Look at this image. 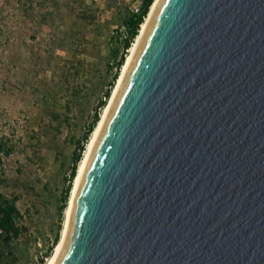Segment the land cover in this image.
Segmentation results:
<instances>
[{
    "label": "water",
    "instance_id": "obj_1",
    "mask_svg": "<svg viewBox=\"0 0 264 264\" xmlns=\"http://www.w3.org/2000/svg\"><path fill=\"white\" fill-rule=\"evenodd\" d=\"M53 264H264V0L157 1Z\"/></svg>",
    "mask_w": 264,
    "mask_h": 264
},
{
    "label": "rangeland",
    "instance_id": "obj_2",
    "mask_svg": "<svg viewBox=\"0 0 264 264\" xmlns=\"http://www.w3.org/2000/svg\"><path fill=\"white\" fill-rule=\"evenodd\" d=\"M140 1L0 0V192L16 196L26 225L14 264H35L57 234L45 264L59 240L73 150L105 107L124 19Z\"/></svg>",
    "mask_w": 264,
    "mask_h": 264
},
{
    "label": "trees",
    "instance_id": "obj_3",
    "mask_svg": "<svg viewBox=\"0 0 264 264\" xmlns=\"http://www.w3.org/2000/svg\"><path fill=\"white\" fill-rule=\"evenodd\" d=\"M153 0H141L137 9L133 12L128 13L124 19V29L125 37L122 40L120 45V53L117 57V50L113 52V58L117 59L114 61V72L111 75L109 80L108 87L103 91V99L98 101V109L102 106L104 107L106 103L104 102L105 98L107 100L110 97L109 88L111 84L116 81L120 69L123 65L126 55H124L125 49L130 48L134 42L136 36L138 35L141 25L145 20V17L148 14L149 8ZM138 32V33H137ZM135 37V38H134ZM128 48V49H129ZM125 56V57H124ZM99 120L98 111H94L90 123L87 125L84 134L81 136V139L77 142V147L73 150L71 157V166L67 176V182L63 189V194L61 196L60 204L58 211L60 212L62 208L66 206L69 190L71 187L72 180L75 176L77 165L82 157L84 151V144L93 131L97 121ZM84 148V149H83ZM16 196L14 194H5L0 192V264H14L16 260L15 255V244L16 241L25 233L26 225L23 220V214L20 213L16 206ZM65 204V206H64ZM64 211V210H63ZM57 240V234L54 235L53 242L45 248L43 253L38 257L35 264H42L45 256L48 255L51 247Z\"/></svg>",
    "mask_w": 264,
    "mask_h": 264
},
{
    "label": "bare ground",
    "instance_id": "obj_4",
    "mask_svg": "<svg viewBox=\"0 0 264 264\" xmlns=\"http://www.w3.org/2000/svg\"><path fill=\"white\" fill-rule=\"evenodd\" d=\"M157 1L158 0H153L151 6L149 8L148 14L145 17V20H144V22L141 25L139 33L136 36V38H135L134 42L132 43L131 47L129 48V52H128V54L125 57V60H124L123 65H122V67L120 69L119 75H118V77L116 79L115 85H114V87H113V89L111 91V95H110V97H109V99L107 101V104L103 108V111H102V113L100 115V118L97 121V123H96V125H95V127H94V129H93V131L91 133V136H90V138H89V140L87 142L86 148H85V150H84V152L82 154V157H81V159H80V161L78 163V166H77V169H76V173H75V176H74V178L72 180L71 187H70V190H69V195H68V199H67V202H66V206H65L64 212H63L64 213V219H63V224H62V228H61V231H60V237H59V240H58L56 246L53 248L52 253L47 258L45 264H53L54 260H55V258L57 256V253L59 251V248H60L64 233H65V229H66V226H67V221H68V216H69V212H70L73 196L75 194V191H76L80 176H81L82 171H83V168H84L85 163H86V161L88 159L89 153H90V151H91V149L93 147V144L95 142V139H96V136H97V134L99 132V129H100V127H101V125L103 123V120H104V118H105V116H106V114L108 112V109H109V107H110V105H111V103H112V101H113V99H114V97H115V95L117 93V90H118V88L120 86V83H121V81L123 79V76H124L128 66H129V64L131 62V59H132L135 51H136V48H137L138 43H139V41L141 39L143 31H144V29L146 27L148 19H149L151 13H152V10H153L155 4L157 3Z\"/></svg>",
    "mask_w": 264,
    "mask_h": 264
}]
</instances>
